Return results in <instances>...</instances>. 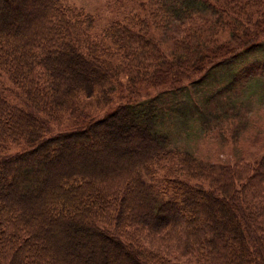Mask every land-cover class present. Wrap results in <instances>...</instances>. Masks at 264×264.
<instances>
[{"label": "trees", "instance_id": "1", "mask_svg": "<svg viewBox=\"0 0 264 264\" xmlns=\"http://www.w3.org/2000/svg\"><path fill=\"white\" fill-rule=\"evenodd\" d=\"M217 65L199 130L235 144L264 108V0H130L103 26L0 0V264H264V155L198 159L168 130L187 110L145 100Z\"/></svg>", "mask_w": 264, "mask_h": 264}, {"label": "rangeland", "instance_id": "2", "mask_svg": "<svg viewBox=\"0 0 264 264\" xmlns=\"http://www.w3.org/2000/svg\"><path fill=\"white\" fill-rule=\"evenodd\" d=\"M128 1L130 0H67V4L93 15L97 24L103 26L117 15L121 5L123 3L127 5ZM233 71L230 66L217 65L208 71L204 79L199 76L192 80H184L181 87L171 93L160 91L162 89H148L145 94V97L150 96L145 100L157 97L158 105L161 106L163 113H167L170 109L179 112L187 110L188 116L182 124L177 128L176 125H169L168 130L175 136L183 132L191 133H187L185 137L195 135L193 139L179 137L180 139L174 145L189 150L195 157L206 162L233 165L235 162L243 161L251 164L264 155V108L260 103L263 99L260 97L261 93L255 92L261 87L259 80H254L248 85V91L255 93L247 103L249 113L245 114L246 118L243 116L244 130L239 135L237 143L222 142L230 125L225 121L221 123L222 126L212 131L211 128L202 132L199 130L197 110L201 109L205 101L227 83Z\"/></svg>", "mask_w": 264, "mask_h": 264}]
</instances>
